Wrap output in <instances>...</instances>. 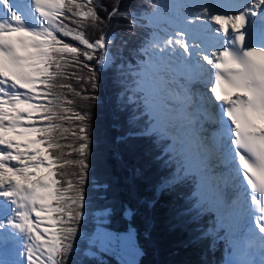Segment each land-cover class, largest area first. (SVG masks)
Masks as SVG:
<instances>
[{
  "label": "snow or ice",
  "instance_id": "1",
  "mask_svg": "<svg viewBox=\"0 0 264 264\" xmlns=\"http://www.w3.org/2000/svg\"><path fill=\"white\" fill-rule=\"evenodd\" d=\"M91 4L0 0V264H64L73 251L88 165L76 161L78 180L61 186V157L53 152L62 148L57 133L67 131L60 122L69 119L63 114L69 110L55 89L69 56L91 61L100 51V67L111 65L114 34L90 41L79 30L83 21L103 23ZM113 17L127 20L129 32L144 18L137 11L121 12L118 4L108 12L107 19ZM170 28L148 41L145 52L154 55L144 64L143 87L151 89L161 63L178 77L170 81L179 104L175 119L196 146L201 184L223 195L226 204L233 190L237 199L247 194V234H264V0H182L174 5ZM194 82L204 90L193 91ZM75 119L83 123L86 117L77 113ZM79 132L83 157L88 136L85 127ZM259 238V249L249 245L247 251L249 257L258 251L259 261L229 264H264V235ZM8 242L17 245L12 260L4 258Z\"/></svg>",
  "mask_w": 264,
  "mask_h": 264
},
{
  "label": "trees",
  "instance_id": "2",
  "mask_svg": "<svg viewBox=\"0 0 264 264\" xmlns=\"http://www.w3.org/2000/svg\"><path fill=\"white\" fill-rule=\"evenodd\" d=\"M117 4L121 12L137 11L144 18L152 11L145 8L146 0H92L103 23L83 21L79 30L90 41L114 34L111 65L100 67V51L91 61L69 56L56 81L55 91L69 110L63 113L69 119L60 122L67 131L57 133L62 148L53 152L61 157L57 175L61 186L78 180L76 161L84 159L88 165L82 185L83 216L76 222L73 251L64 257V264H120L101 249L103 231L130 233L140 250L135 264H226L231 248L221 237L225 229L217 222V209L210 208L199 192L198 175L169 148L160 130L143 134L150 131L152 120L145 112L148 96L137 79L142 59L138 52L142 38H148L139 23L129 32L127 20L107 19ZM62 39L81 47L71 38ZM77 113L86 117L83 123L75 119ZM80 127L88 136L83 157L78 152L84 142ZM165 148L172 161L166 160Z\"/></svg>",
  "mask_w": 264,
  "mask_h": 264
},
{
  "label": "rangeland",
  "instance_id": "3",
  "mask_svg": "<svg viewBox=\"0 0 264 264\" xmlns=\"http://www.w3.org/2000/svg\"><path fill=\"white\" fill-rule=\"evenodd\" d=\"M156 1L157 2L159 1V2L156 4ZM180 2H182V0H146L147 5L145 8H151L152 10V8L156 5H159L160 7H159V10L155 14L149 15V17L151 18L150 24H146L141 21L139 22V25L145 31L143 36H147L148 38V39L142 38L141 45H139L141 50L138 53L140 56L143 57L142 61H144V64L146 61L149 60L150 55H154L153 53H151L150 50L149 52H145L148 41L154 35L163 36L164 33L169 32L171 30L170 23H171V17L174 14V5ZM142 43L145 45H143ZM142 47H145V48H142ZM170 72L172 71L167 67V65L164 63H161L160 68L156 73V76L152 78V87L150 90L146 89V93L153 96V101H150L148 108L150 111H152V114L157 112V115H156L157 119L161 118L162 120L167 121L168 115H169L170 127H167V128L170 129V131L175 134V141H177V138H179L178 133L173 128L174 126H176V124L178 126V123L177 122L173 123V121L171 120L170 113H168L170 109L172 110V106L171 105L168 106V104H166L165 106L164 104L165 103L164 98H169V96H171L172 93L171 91L167 90V88H165L164 85H162V83L164 84L166 81L165 78L170 76ZM144 75H145V72L143 73V76ZM169 81H173V80L169 79ZM156 92L158 94H155L154 96V93ZM133 96L135 97L136 93H133ZM156 107H161L162 109L159 110ZM175 111L176 110H174V112ZM173 115L175 114L173 113ZM179 140H181L184 143L182 139H179ZM195 157H196V152H195V156L192 157V161ZM198 187L202 189L203 191H206L203 189V186L201 185V183L198 184ZM206 194L208 197H210V194L208 193ZM222 196L223 195H220V197ZM234 203L236 205L239 204L237 199L234 201ZM208 205L210 208L215 207L213 209H217L216 213L223 214V219H225L228 224L227 223L224 224L225 233L221 237H226L227 243L231 244L230 247L232 248L233 253H235V256H237L238 258H241L243 244H242L240 230H242L241 225L244 224L245 220H243V217H242L241 220H237L236 222L230 221L232 220L231 216L235 213V210H236V207H234L232 204H219L215 202L214 199L211 198V199H208ZM226 206L227 207L232 206L233 208L226 209ZM227 214L228 216L226 217ZM42 215H47V214L42 213ZM53 215L55 216L56 214H53ZM218 220H217L218 224L219 222L221 223L222 219L220 217ZM44 226L50 227L51 225L48 221H45ZM98 236H99V233H98ZM134 242L135 241L133 237L130 235V233H126V234L119 236L113 232H108V231L100 232L101 249L104 250L105 254H108L116 262L120 264H135L137 262V259L140 255V250ZM259 247L260 245H258V248ZM255 248L257 249V246ZM259 259H260V256L258 253V257L255 258V260L259 261ZM230 261H234V258L231 256V253L227 257V260L225 262L226 264H229Z\"/></svg>",
  "mask_w": 264,
  "mask_h": 264
},
{
  "label": "bare ground",
  "instance_id": "4",
  "mask_svg": "<svg viewBox=\"0 0 264 264\" xmlns=\"http://www.w3.org/2000/svg\"><path fill=\"white\" fill-rule=\"evenodd\" d=\"M166 78H168V79H170V80H177L178 79V77L175 75V74H173V72H170V76L169 77H166ZM180 82L182 83L183 81H182V79H180ZM195 83L196 82H194L192 85H191V87L192 88H194L195 87ZM174 98H175V105L172 107V110L170 111V116H171V120L173 121V123H178V126H177V124H176V126H174V130H176L177 131V133H178V137H179V139H182L183 141H184V143L186 144V143H188L189 144V146L190 147H196L195 146V144L194 143H191V142H189L187 139H186V137L184 136V135H182V129H181V121L180 120H178V119H175V117L177 116V114H178V108H179V104H178V97H177V95L175 96H173ZM174 110H176L175 112H174ZM173 113L175 114V115H173ZM168 118H169V115H168ZM180 135V136H179ZM216 193V190H213V191H211V193H210V195H212V196H214V195H216L215 194ZM231 193V197H233L234 196V193L233 192H230ZM229 195V194H228ZM220 196V195H219ZM218 196V197H219ZM241 200H242V203L241 204H239V208L241 209V210H243V199L241 198ZM232 202V201H231ZM242 216H244V213H243V215ZM238 218L240 217V216H237ZM246 232V234H245V241L247 242L246 244H245V248H244V251H243V256L241 257V258H238L237 256H235V253H234V256L236 257H233V258H235L236 259V261L237 260H244V259H246V258H257L258 257V253H256V255L254 256V257H249L248 255H247V251H248V247H249V245H251L253 248H255L256 246L258 247V245H260V242H255V240L252 238V236L250 237L248 234H247V231H245ZM262 235H264V234H262ZM258 240H260V238L258 237ZM16 247H17V245H15L14 243H10L8 246H3V251L5 252L4 253V258L5 259H7V260H12V259H15L16 258V256H15V249H16ZM256 249V248H255Z\"/></svg>",
  "mask_w": 264,
  "mask_h": 264
}]
</instances>
